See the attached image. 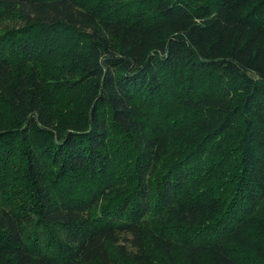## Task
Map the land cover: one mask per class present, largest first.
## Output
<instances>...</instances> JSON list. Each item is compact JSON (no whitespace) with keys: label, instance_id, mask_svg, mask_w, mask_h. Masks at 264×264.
<instances>
[{"label":"trees","instance_id":"obj_1","mask_svg":"<svg viewBox=\"0 0 264 264\" xmlns=\"http://www.w3.org/2000/svg\"><path fill=\"white\" fill-rule=\"evenodd\" d=\"M0 264H264V0H0Z\"/></svg>","mask_w":264,"mask_h":264}]
</instances>
